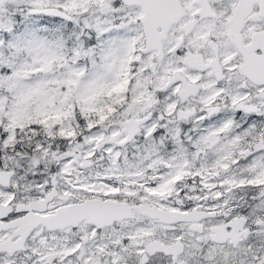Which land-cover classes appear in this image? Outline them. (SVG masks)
Returning a JSON list of instances; mask_svg holds the SVG:
<instances>
[{"label": "snow or ice", "instance_id": "6c2138e0", "mask_svg": "<svg viewBox=\"0 0 264 264\" xmlns=\"http://www.w3.org/2000/svg\"><path fill=\"white\" fill-rule=\"evenodd\" d=\"M0 264H264V0H0Z\"/></svg>", "mask_w": 264, "mask_h": 264}]
</instances>
